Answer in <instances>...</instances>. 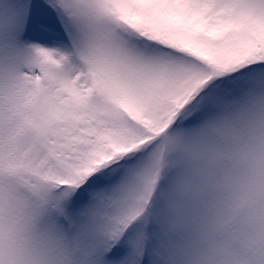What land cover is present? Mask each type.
<instances>
[{
  "label": "snow or ice",
  "instance_id": "obj_1",
  "mask_svg": "<svg viewBox=\"0 0 264 264\" xmlns=\"http://www.w3.org/2000/svg\"><path fill=\"white\" fill-rule=\"evenodd\" d=\"M0 264H264V0H0Z\"/></svg>",
  "mask_w": 264,
  "mask_h": 264
}]
</instances>
